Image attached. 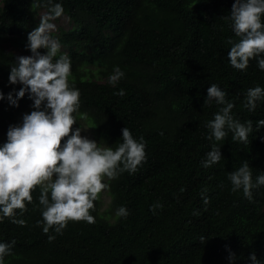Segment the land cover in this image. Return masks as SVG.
Instances as JSON below:
<instances>
[{
	"label": "trees",
	"instance_id": "16d2710c",
	"mask_svg": "<svg viewBox=\"0 0 264 264\" xmlns=\"http://www.w3.org/2000/svg\"><path fill=\"white\" fill-rule=\"evenodd\" d=\"M234 0H53L74 23L51 35L60 54L71 61L69 85L80 92V108L73 115L86 118L94 138L115 148L127 127L144 138V162L133 174L108 180L111 208L128 209L126 218L100 210V199L90 214L95 223L69 222L56 238L37 226L42 220L38 197L19 214L25 226L9 219L0 222V242L15 241L4 264H264V185L252 189V200L242 190L232 192L228 173L247 160L253 183L264 174V98L254 111L244 107L249 88H264V71L251 60L247 70L230 65L229 39L237 41L230 14ZM32 0H2L0 4V146L9 125L32 110L26 93L18 107L8 93L10 67L18 56L8 45L26 49L27 36L38 26ZM264 23V17H262ZM29 51V50H27ZM42 52L45 50H41ZM124 76L109 83L114 67ZM218 85L234 104L232 115L241 123L251 120L247 145L232 141L229 132L219 142L222 159L210 168L202 161L211 150L206 123L221 106L204 104L207 88ZM120 90L124 95H116ZM207 190L204 192V190ZM209 199L204 204L201 193ZM162 209L153 214L150 207ZM198 211L199 215H193ZM106 216H105V215ZM205 237L207 242L201 243ZM229 249L237 259H228Z\"/></svg>",
	"mask_w": 264,
	"mask_h": 264
},
{
	"label": "clouds",
	"instance_id": "9594fccd",
	"mask_svg": "<svg viewBox=\"0 0 264 264\" xmlns=\"http://www.w3.org/2000/svg\"><path fill=\"white\" fill-rule=\"evenodd\" d=\"M48 8L39 24L28 33L26 49L31 55L17 56L10 67L9 83L22 87L8 93L7 99L18 107V101L26 93L32 100V110L22 116V121L9 125L7 140L0 146V222L9 219L12 223L25 226L23 219H17V210L23 215L27 204L33 202L32 193L39 188L38 197L42 220L37 226L42 227L49 242L55 235L50 230L62 235L68 223L84 221L95 223L90 214L94 202L108 185L105 178L114 180L120 174H133L146 158L144 138L135 139L127 127L121 129L122 142L115 148L101 147L97 141L90 139L82 132L88 129L74 128L77 119L73 115L80 108V92L69 85L71 61L66 54H60L61 45L52 37L54 21L63 14L60 3L46 0ZM32 8L41 7V0H32ZM264 0H234L230 14L222 17L231 21V29L238 38L229 39L231 45L227 53L230 65L236 70H247L251 60L264 71ZM45 51H41V50ZM124 72L116 66L109 77V83L115 85ZM123 96V90L115 93ZM227 93L218 85L207 88L204 104L213 102L221 106L214 114V119L206 123L209 134L206 139L211 142V150L202 161L204 168H210L222 159L219 142L232 133V141L247 145L248 137L253 132L252 121L241 123L232 115L234 104L226 100ZM4 94L0 92V100ZM264 98V88H249L245 94L244 107L254 111L257 101ZM264 127V120L256 122V131ZM232 192L242 190L248 200H252V189L264 185V174L256 177L253 183L252 170L245 160L240 167L228 173ZM207 190L205 189L204 192ZM201 193L205 205L209 199ZM159 202L150 207L153 214L162 209ZM195 211L193 215H199ZM117 217L126 218L128 209L121 206L116 210ZM201 243L207 242L205 237ZM15 241L0 242V264L11 254ZM254 264H259L253 252L249 257ZM228 259L235 261V253L229 249Z\"/></svg>",
	"mask_w": 264,
	"mask_h": 264
},
{
	"label": "rangeland",
	"instance_id": "374dc122",
	"mask_svg": "<svg viewBox=\"0 0 264 264\" xmlns=\"http://www.w3.org/2000/svg\"><path fill=\"white\" fill-rule=\"evenodd\" d=\"M2 0H0V4H1ZM47 11L43 8H41L38 11V15L37 18L40 21L41 17L46 15ZM51 23H53L55 25V28L52 31H57L59 28H65V29H69V28H73L75 25L72 22V20L66 15V14H62L59 18L55 19L54 21H50ZM9 49L14 50V52L18 55V56H27V55H31L30 51H27L25 49L22 48H18L15 47L13 45H8L7 46ZM62 49V48H60ZM88 129L85 132H82V135H86L88 136L90 139H93L95 141H97L94 138V133H93V127L92 124L86 119V118H82L80 120V125L79 127ZM98 144L101 147H106V145L104 143H101L99 141H97ZM104 183H106L108 185V179L105 178L103 180ZM99 199H100V210L102 212H104L105 214L108 213V215L110 216V218L114 217L115 213L112 211L111 208V194L109 192V187H107L105 190H103L100 194H99ZM104 214V215H105ZM106 216V215H105Z\"/></svg>",
	"mask_w": 264,
	"mask_h": 264
}]
</instances>
